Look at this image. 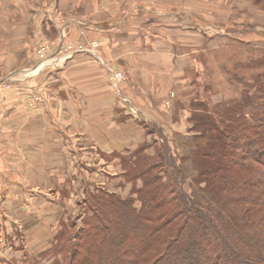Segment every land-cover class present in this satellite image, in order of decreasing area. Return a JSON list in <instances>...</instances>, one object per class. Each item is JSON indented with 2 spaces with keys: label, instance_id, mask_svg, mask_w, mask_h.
Returning <instances> with one entry per match:
<instances>
[{
  "label": "rangeland",
  "instance_id": "1",
  "mask_svg": "<svg viewBox=\"0 0 264 264\" xmlns=\"http://www.w3.org/2000/svg\"><path fill=\"white\" fill-rule=\"evenodd\" d=\"M224 1L212 0L222 7ZM195 2L201 20L209 0ZM50 8L48 0H0V81L12 80L0 85V145L21 152L14 154L13 169L3 170L14 182L3 181L9 196L0 200V264L65 263L66 252L52 247L76 233L69 223L80 226L84 197L101 190L127 198L134 183L140 187L139 178L127 179L125 165L141 147L153 153L166 141L180 158L198 134L190 119L203 105L212 110L258 83L264 93V0H231L216 10L220 21L211 23L221 31L208 29L217 35L211 40L196 30H166L176 46L170 58L154 27L141 34L132 29L131 43L107 30L100 39L85 32L81 41L59 42L47 19L67 13ZM113 41L149 54L114 57ZM73 51L79 52L63 58Z\"/></svg>",
  "mask_w": 264,
  "mask_h": 264
},
{
  "label": "trees",
  "instance_id": "2",
  "mask_svg": "<svg viewBox=\"0 0 264 264\" xmlns=\"http://www.w3.org/2000/svg\"><path fill=\"white\" fill-rule=\"evenodd\" d=\"M262 91L258 83L212 110L203 105L180 158L166 141L153 153L141 147L125 161L140 187L127 198L85 196L80 226L69 223L76 233L52 247L68 255L63 264H264Z\"/></svg>",
  "mask_w": 264,
  "mask_h": 264
},
{
  "label": "crops",
  "instance_id": "3",
  "mask_svg": "<svg viewBox=\"0 0 264 264\" xmlns=\"http://www.w3.org/2000/svg\"><path fill=\"white\" fill-rule=\"evenodd\" d=\"M230 1L225 0L224 7ZM37 2L42 5L43 0H37ZM48 2L53 12L59 7L58 11L60 9L61 11L66 10L67 13L66 18L64 16V18H57L54 13H51L47 19V23H49L51 30L56 33L59 42L69 41L71 38L81 41L85 32L92 35L98 34L97 36L100 39L99 33H104L107 30V32H114V34L120 33V35L124 36L125 43H131L136 41L128 37L132 29H138L137 32L141 34V32L147 31L148 28L154 27V36L169 45L168 48L163 46L164 53L163 51L161 52L167 54L168 58L175 57L176 46H173L174 40L167 37L166 30L168 32L170 28L174 27L181 31L196 30L202 37L211 40L217 35L209 33L208 29L211 30L214 27L219 33L221 31L218 28L219 26L211 23V21L212 19L218 20L216 10L223 11L225 9L219 6L218 3L209 0L208 5H203V18L200 20L199 15H196L197 6L195 0H48ZM85 2L88 3L87 9L84 8ZM15 7L16 4H14ZM185 19L189 21L188 24L184 23ZM220 19L222 20L223 18L220 17ZM224 20L226 19L224 18ZM145 41L144 38L139 39L140 44L146 43ZM113 42L114 44L111 43L109 47L112 48L114 57H118V55L125 57L129 56V54L134 57V54H149V51L141 47L133 49L125 47V49H122L123 44L118 45L115 41ZM88 55L93 56L90 53ZM48 118L49 123L52 124V113L48 114ZM10 130L12 137L18 134L19 129L17 128L16 134L12 129ZM59 131L61 134L63 133L62 136L64 138H68L67 134L60 130V126ZM2 143L0 141V144ZM20 153V150L12 144L10 146L0 145V200H6L9 196L7 189L6 192L4 190L5 183L3 181L7 178L8 185L14 182L9 172L4 174L3 170L5 168L12 170L14 154ZM4 164L5 167H3ZM8 169H5V171Z\"/></svg>",
  "mask_w": 264,
  "mask_h": 264
},
{
  "label": "built area",
  "instance_id": "4",
  "mask_svg": "<svg viewBox=\"0 0 264 264\" xmlns=\"http://www.w3.org/2000/svg\"><path fill=\"white\" fill-rule=\"evenodd\" d=\"M59 46H61V45H59ZM58 48H60V47H58ZM58 51H59V49H58ZM79 51H86V52H88V53H92L93 55H94V53H93V51L90 49H79ZM79 51H73V52H71V53H68V52H66L65 54H63V58H65V59H67V58H69L72 54H74V53H77V52H79ZM40 57H41V65L42 64H45L44 62L46 61V56L44 55V54H41L40 55ZM97 57V56H96ZM113 77H115L116 78V80L118 81V79L120 78V75H118V74H113ZM115 80V79H114ZM115 80V81H116ZM4 82H12V80L9 78V79H4V80H1L0 81V85L1 84H4ZM134 110V112H136V109H133Z\"/></svg>",
  "mask_w": 264,
  "mask_h": 264
}]
</instances>
